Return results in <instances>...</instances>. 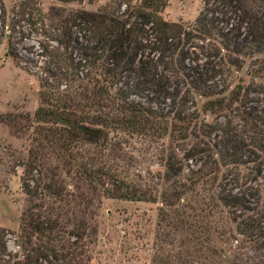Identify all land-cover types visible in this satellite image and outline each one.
Wrapping results in <instances>:
<instances>
[{
    "label": "trees",
    "instance_id": "trees-1",
    "mask_svg": "<svg viewBox=\"0 0 264 264\" xmlns=\"http://www.w3.org/2000/svg\"><path fill=\"white\" fill-rule=\"evenodd\" d=\"M28 1L17 13L45 41L29 146L13 156L24 196L16 249L0 228V264H92L102 200L156 201L124 179L118 150L130 140L166 143L159 213L191 232L175 261L264 264V0H201L191 23L164 19L165 0L41 15ZM0 36L19 62L25 36L5 24L2 0ZM188 160L196 167L183 174ZM198 188L203 215L189 220L184 207L199 203L183 195ZM215 238L236 250H217Z\"/></svg>",
    "mask_w": 264,
    "mask_h": 264
},
{
    "label": "rangeland",
    "instance_id": "rangeland-1",
    "mask_svg": "<svg viewBox=\"0 0 264 264\" xmlns=\"http://www.w3.org/2000/svg\"><path fill=\"white\" fill-rule=\"evenodd\" d=\"M20 1L22 0H2L5 24L12 26L17 35L25 36L14 45V51L21 56L19 62H15L9 55L6 36H0V228L7 231V251L16 249L13 243L14 232L24 203L18 180L20 169L14 167L13 156L26 154L29 146L31 116L38 105V83L34 74L42 64L39 46L42 35L32 29L26 16L17 13L24 8L20 7ZM107 1L80 0L62 5L56 0H31L24 5L32 8L36 3L41 15L52 5L67 9L95 10ZM200 7L201 0H165L161 15L169 21L191 23ZM44 22L47 24V19H44ZM11 118L14 123L8 121ZM206 120H210V117H206ZM165 145L166 143L162 146L161 141L147 143L130 140L119 147L118 151L123 158L119 159L118 163L125 169L124 179L139 188H145L155 196L156 201L118 198L102 200L98 232L92 247V264H209L207 260L202 259H194L192 263L175 261L174 252L178 249L179 240L190 236L191 232L185 228L173 230L171 221L168 223L169 217H163L159 213L160 210L163 211L158 200L163 183L159 178L162 166L158 154ZM183 167V174H186L188 168L195 169L196 166L188 160L184 161ZM195 193L192 199L193 194L189 192L183 196L194 205L193 203L201 201L200 197L203 198L199 188ZM200 205L201 203L197 204L196 210L187 207L188 205L184 207L189 220H192V215H203V211L199 210ZM219 230L222 232L223 228ZM203 241L200 240L197 244H204ZM224 243L215 238L210 244L217 250L234 247L232 243ZM239 245L241 252L250 256L253 254L247 244ZM213 257L218 258L215 261L217 264H229L220 254ZM234 264L246 263L235 261Z\"/></svg>",
    "mask_w": 264,
    "mask_h": 264
}]
</instances>
